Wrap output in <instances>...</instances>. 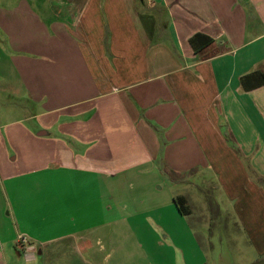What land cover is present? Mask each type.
<instances>
[{"label": "crops", "instance_id": "0c3cea01", "mask_svg": "<svg viewBox=\"0 0 264 264\" xmlns=\"http://www.w3.org/2000/svg\"><path fill=\"white\" fill-rule=\"evenodd\" d=\"M0 33L8 94L38 107L37 136L60 153L0 172V264H153L141 222L177 216L193 233L192 199L165 175L197 188L209 173L264 264V186L247 171L264 175L251 76L264 71V0L21 1L0 7Z\"/></svg>", "mask_w": 264, "mask_h": 264}, {"label": "rangeland", "instance_id": "374dc122", "mask_svg": "<svg viewBox=\"0 0 264 264\" xmlns=\"http://www.w3.org/2000/svg\"><path fill=\"white\" fill-rule=\"evenodd\" d=\"M21 1L31 3L34 8L45 2V0H0V7L12 8ZM139 2L141 3V0ZM256 32H259L258 29ZM6 74L11 75L7 72V52L0 37V172L17 174L49 164L56 160L55 157L60 153L54 143L57 137L37 136L41 123V118L37 117L38 107L35 113L33 107L28 108L22 103L23 100L8 94ZM252 99L256 106H260L264 115V88L255 92ZM20 104L25 106V113H21ZM60 113L68 112L66 110ZM15 118L22 120L10 123ZM62 126L57 124L50 130L52 133H57L70 129L68 125ZM254 146L253 155L264 153V141H258ZM251 161L254 162L253 158ZM244 162L247 164L248 161L244 159ZM251 168L247 166L249 176L254 178L256 183L264 186V175H259L252 170L254 168ZM169 175L166 174L164 178L166 187L175 195L185 194L192 199L191 204H186L192 207L194 212L185 219L193 233L186 232L184 224L176 219L177 216L154 219L153 224L141 222L139 226L142 228V233L137 236L140 242L148 247V257L144 255V259L148 263L153 259V264H251L258 257V253L249 242L248 235L232 209L231 202L214 187L213 183L216 179L213 174L209 173L208 180L197 188L191 187L190 183L177 184L176 180L171 178L172 174ZM196 215L199 217L196 218ZM197 219H200V223ZM200 228L202 230H199ZM198 242L202 251L196 246Z\"/></svg>", "mask_w": 264, "mask_h": 264}, {"label": "trees", "instance_id": "16d2710c", "mask_svg": "<svg viewBox=\"0 0 264 264\" xmlns=\"http://www.w3.org/2000/svg\"><path fill=\"white\" fill-rule=\"evenodd\" d=\"M193 41H194V39H192V43H193ZM251 76L254 77L257 80V82L255 83L253 88H257V87H260V86L264 85V71H262V72L256 71ZM174 202L176 204V207H177L178 211L181 214H184L185 213V210H184V199L182 197H175L174 198Z\"/></svg>", "mask_w": 264, "mask_h": 264}, {"label": "built area", "instance_id": "2783aa9c", "mask_svg": "<svg viewBox=\"0 0 264 264\" xmlns=\"http://www.w3.org/2000/svg\"><path fill=\"white\" fill-rule=\"evenodd\" d=\"M17 242L19 244H25L26 243V237L25 236H22V235L18 236Z\"/></svg>", "mask_w": 264, "mask_h": 264}]
</instances>
